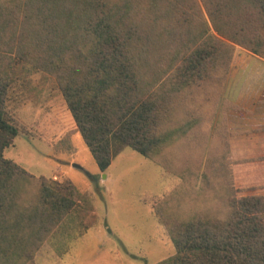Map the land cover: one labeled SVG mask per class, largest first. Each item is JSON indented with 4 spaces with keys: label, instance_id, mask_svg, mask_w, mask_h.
<instances>
[{
    "label": "trees",
    "instance_id": "trees-1",
    "mask_svg": "<svg viewBox=\"0 0 264 264\" xmlns=\"http://www.w3.org/2000/svg\"><path fill=\"white\" fill-rule=\"evenodd\" d=\"M199 1L213 35L200 14H179L184 4L196 10V0H0V264H20L75 205L69 182L34 177L3 157L17 134L6 116L8 92L30 70L54 77L100 172L130 148L147 159L160 156V165L178 174L180 185L157 208L174 253L158 264H264V157L256 163L247 158L222 180L224 194L230 190L224 219L192 205L185 219L174 214L173 206L198 197L194 188L206 142L226 144L231 159L227 119L214 117L219 89L200 85L207 70L217 72L230 57L231 47L218 37L264 57V0ZM170 19L177 28L170 40H179L166 97L159 92L163 66L150 55ZM200 88L204 95L195 97ZM182 89L194 98L181 102ZM191 102L180 116L178 108ZM168 104L174 113L164 118ZM253 164L256 192L246 189L250 194L236 197L250 180L241 173ZM202 180L209 178L202 174Z\"/></svg>",
    "mask_w": 264,
    "mask_h": 264
},
{
    "label": "rangeland",
    "instance_id": "rangeland-1",
    "mask_svg": "<svg viewBox=\"0 0 264 264\" xmlns=\"http://www.w3.org/2000/svg\"><path fill=\"white\" fill-rule=\"evenodd\" d=\"M190 6L184 4V10H179V14H194L197 19L200 14L208 23V34L213 35L201 2L196 0V10ZM173 23L171 19L168 21L157 53L150 55L155 57L152 60L163 66L159 92L166 97L167 85L174 75L173 66L169 64L171 52L177 49L179 40L178 35L170 40L171 32L177 31ZM218 39L231 47L230 57L225 59L226 65L221 64L216 69L217 72L207 70L208 75H204L200 85L219 89L214 117H224L237 125L239 119H253L250 115L240 118L238 105L251 108L264 87V57L223 37ZM185 89L179 92L181 102L194 98L193 91L188 94ZM197 93L202 96L205 91L202 93L200 88L194 92L195 97ZM223 102L232 105L226 107ZM190 106L192 102L188 106L182 103L178 108L179 115L183 116ZM5 108L17 134L12 144L4 149L3 157L34 177L43 176L58 184L69 182L74 188L75 205L60 220L52 223L45 236L35 242V249L28 251L18 263L158 264L174 253L157 208L180 185V178L160 165V156L147 159L125 148L112 159L105 172H100L76 129L54 77L44 71L30 70L15 79ZM169 112L173 116L174 108L170 105L169 109L168 104L164 118ZM179 145L174 143L176 147ZM225 147L226 144L217 139L206 142L198 170L199 179L194 188L198 197L192 195L187 202H179L178 206L184 203V207L173 206L174 214L180 213L185 219L183 214L190 211L192 205L198 212L203 211L220 220L225 218V203L230 190L228 188L224 194L222 180L229 176L230 168L238 169L239 164L247 160L237 158L235 154L229 159ZM209 154L216 157L208 159ZM257 158L248 159L256 163ZM253 166L241 173H247L250 180L245 187H238L241 192H237L236 197L250 194L249 191L256 192L251 179L258 174V169ZM202 174L208 176L207 182L201 181Z\"/></svg>",
    "mask_w": 264,
    "mask_h": 264
},
{
    "label": "crops",
    "instance_id": "crops-1",
    "mask_svg": "<svg viewBox=\"0 0 264 264\" xmlns=\"http://www.w3.org/2000/svg\"><path fill=\"white\" fill-rule=\"evenodd\" d=\"M254 91L251 92V95ZM238 111L240 118L250 115L253 119H239L237 125L233 124L231 120H227L232 157L235 155L242 159L253 156L264 157V87L251 108H242L238 105Z\"/></svg>",
    "mask_w": 264,
    "mask_h": 264
},
{
    "label": "water",
    "instance_id": "water-1",
    "mask_svg": "<svg viewBox=\"0 0 264 264\" xmlns=\"http://www.w3.org/2000/svg\"><path fill=\"white\" fill-rule=\"evenodd\" d=\"M75 167H77V166H75Z\"/></svg>",
    "mask_w": 264,
    "mask_h": 264
}]
</instances>
